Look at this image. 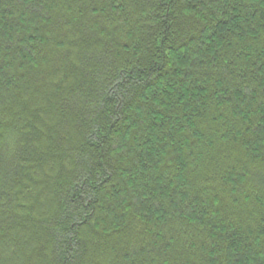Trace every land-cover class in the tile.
Listing matches in <instances>:
<instances>
[{"label":"trees","instance_id":"1","mask_svg":"<svg viewBox=\"0 0 264 264\" xmlns=\"http://www.w3.org/2000/svg\"><path fill=\"white\" fill-rule=\"evenodd\" d=\"M0 264H264V0H0Z\"/></svg>","mask_w":264,"mask_h":264}]
</instances>
